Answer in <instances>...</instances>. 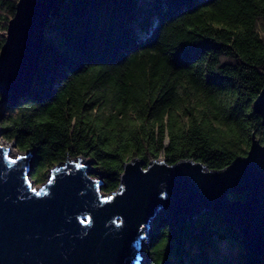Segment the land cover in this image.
I'll return each mask as SVG.
<instances>
[{"label":"trees","instance_id":"obj_1","mask_svg":"<svg viewBox=\"0 0 264 264\" xmlns=\"http://www.w3.org/2000/svg\"><path fill=\"white\" fill-rule=\"evenodd\" d=\"M18 1L0 0V49ZM263 88L264 0H59L34 84L0 102V125L34 153L38 182L83 158L110 194L135 157L222 170L254 133L264 143L253 109ZM195 224L197 232L158 215L148 264H264L223 214L206 210ZM224 242L240 247L235 261L222 255Z\"/></svg>","mask_w":264,"mask_h":264},{"label":"water","instance_id":"obj_2","mask_svg":"<svg viewBox=\"0 0 264 264\" xmlns=\"http://www.w3.org/2000/svg\"><path fill=\"white\" fill-rule=\"evenodd\" d=\"M58 3L17 2L0 49L1 103L31 90ZM253 109L264 123V88ZM87 160L68 158L38 186L34 153L14 155L0 144V264H143L142 242L158 215L190 222L197 232L196 218L206 210L223 214L250 251L264 255V143L256 133L248 152L222 170L192 159H130L110 194ZM239 193L244 200L232 198Z\"/></svg>","mask_w":264,"mask_h":264},{"label":"rangeland","instance_id":"obj_3","mask_svg":"<svg viewBox=\"0 0 264 264\" xmlns=\"http://www.w3.org/2000/svg\"><path fill=\"white\" fill-rule=\"evenodd\" d=\"M0 102H1V100H0ZM1 104H0V110H3V106ZM9 113L16 114L17 110L6 111V114H9ZM0 144L5 145V146H9L10 149H11L12 154H14V155L27 153V151L20 150L17 147V144H16L15 141H10V140L5 138V136H4L3 132H2V129H1V125H0ZM160 158H164V154H162ZM49 172L47 173L46 178H45L44 181L38 182L37 180H35V183L38 186H41L45 181L48 180ZM91 175L93 177H95V178H100L101 177V175L98 172H96V171L94 173H91ZM32 176H34L33 179H35V174H32ZM146 245H147V239L143 240V242H142L143 252L145 251ZM220 250H221L222 255H224V256L230 258L231 260L235 261L238 258V255H239V252H240V247L235 245V244H230L228 242H224V243H222ZM144 255H145V252H144ZM143 264H148V259H147L146 256H144V263Z\"/></svg>","mask_w":264,"mask_h":264},{"label":"bare ground","instance_id":"obj_4","mask_svg":"<svg viewBox=\"0 0 264 264\" xmlns=\"http://www.w3.org/2000/svg\"><path fill=\"white\" fill-rule=\"evenodd\" d=\"M11 150V149H10Z\"/></svg>","mask_w":264,"mask_h":264}]
</instances>
